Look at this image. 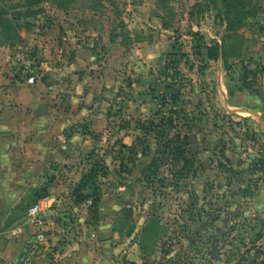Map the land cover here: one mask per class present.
Wrapping results in <instances>:
<instances>
[{
    "label": "rangeland",
    "instance_id": "1",
    "mask_svg": "<svg viewBox=\"0 0 264 264\" xmlns=\"http://www.w3.org/2000/svg\"><path fill=\"white\" fill-rule=\"evenodd\" d=\"M79 48L109 62L86 174L125 188L116 263L264 264V0H0L6 74Z\"/></svg>",
    "mask_w": 264,
    "mask_h": 264
},
{
    "label": "crops",
    "instance_id": "2",
    "mask_svg": "<svg viewBox=\"0 0 264 264\" xmlns=\"http://www.w3.org/2000/svg\"><path fill=\"white\" fill-rule=\"evenodd\" d=\"M96 62L79 48L71 59L40 61L27 76L0 69V264H118L102 226L120 215L125 188L119 185L117 197L110 184L98 185L100 191L88 185L87 200L75 203L73 197L87 175L88 153L97 152L112 120L104 113L109 62ZM42 197L59 206L44 214L39 227L27 209ZM41 228L44 240L38 242ZM119 249H114L118 259L128 258Z\"/></svg>",
    "mask_w": 264,
    "mask_h": 264
},
{
    "label": "built area",
    "instance_id": "3",
    "mask_svg": "<svg viewBox=\"0 0 264 264\" xmlns=\"http://www.w3.org/2000/svg\"><path fill=\"white\" fill-rule=\"evenodd\" d=\"M33 80V77H29L27 81L32 83ZM58 206V200L48 197H42L36 200L30 207H28L27 213L30 216L32 224H36L41 227L43 225L42 217L44 216V214L57 208ZM44 232L45 231L42 229L41 232L36 235V240L38 242H42L44 240Z\"/></svg>",
    "mask_w": 264,
    "mask_h": 264
},
{
    "label": "trees",
    "instance_id": "4",
    "mask_svg": "<svg viewBox=\"0 0 264 264\" xmlns=\"http://www.w3.org/2000/svg\"><path fill=\"white\" fill-rule=\"evenodd\" d=\"M246 72L247 74L250 73L251 75H254V76L256 75L254 71L252 72L249 69H246ZM177 96H178V93H176L174 98H177ZM186 141H187V137H186ZM94 177H95V174L93 172H90V174L82 177L80 183L75 188L74 193H73L75 203H81L87 200L89 196L84 195L83 190L86 188V186L89 185V183L91 182L90 180L93 179ZM96 203H97V200H92V204H96Z\"/></svg>",
    "mask_w": 264,
    "mask_h": 264
}]
</instances>
